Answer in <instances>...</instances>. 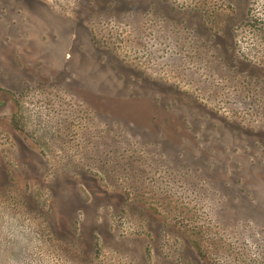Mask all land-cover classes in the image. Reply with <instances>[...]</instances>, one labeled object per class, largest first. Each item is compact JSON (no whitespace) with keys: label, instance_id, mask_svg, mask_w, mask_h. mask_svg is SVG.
Instances as JSON below:
<instances>
[{"label":"rangeland","instance_id":"rangeland-1","mask_svg":"<svg viewBox=\"0 0 264 264\" xmlns=\"http://www.w3.org/2000/svg\"><path fill=\"white\" fill-rule=\"evenodd\" d=\"M0 264H264V0H0Z\"/></svg>","mask_w":264,"mask_h":264}]
</instances>
